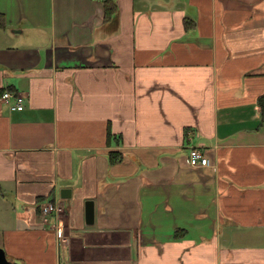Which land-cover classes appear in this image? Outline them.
<instances>
[{
	"label": "crops",
	"instance_id": "crops-1",
	"mask_svg": "<svg viewBox=\"0 0 264 264\" xmlns=\"http://www.w3.org/2000/svg\"><path fill=\"white\" fill-rule=\"evenodd\" d=\"M112 1L104 24L101 0H0V248L264 264V0ZM190 147L210 165L188 167Z\"/></svg>",
	"mask_w": 264,
	"mask_h": 264
},
{
	"label": "built area",
	"instance_id": "built-area-1",
	"mask_svg": "<svg viewBox=\"0 0 264 264\" xmlns=\"http://www.w3.org/2000/svg\"><path fill=\"white\" fill-rule=\"evenodd\" d=\"M1 99L11 111H22L24 108L25 97L20 94L4 91L1 95ZM186 164L190 168H205L210 165V161L201 148L190 147L187 152ZM63 213L64 209L61 203L48 202L41 207V217L48 214H55L57 220L60 221L59 216ZM56 233L59 235V237L63 233L62 226L59 223L56 227Z\"/></svg>",
	"mask_w": 264,
	"mask_h": 264
},
{
	"label": "trees",
	"instance_id": "trees-1",
	"mask_svg": "<svg viewBox=\"0 0 264 264\" xmlns=\"http://www.w3.org/2000/svg\"><path fill=\"white\" fill-rule=\"evenodd\" d=\"M101 3L103 4V10H104V17L103 22L104 24L111 21L114 14L117 12L118 8L112 0H101ZM6 28L4 17L0 15V29ZM111 137V133L107 132V139ZM109 164H114L121 159V154L117 152H111L108 154Z\"/></svg>",
	"mask_w": 264,
	"mask_h": 264
},
{
	"label": "water",
	"instance_id": "water-1",
	"mask_svg": "<svg viewBox=\"0 0 264 264\" xmlns=\"http://www.w3.org/2000/svg\"><path fill=\"white\" fill-rule=\"evenodd\" d=\"M86 210H87L88 219H90L92 221V218H93L92 202H88L86 204ZM0 264H18V263L9 261L5 255L4 251L0 248Z\"/></svg>",
	"mask_w": 264,
	"mask_h": 264
},
{
	"label": "rangeland",
	"instance_id": "rangeland-1",
	"mask_svg": "<svg viewBox=\"0 0 264 264\" xmlns=\"http://www.w3.org/2000/svg\"><path fill=\"white\" fill-rule=\"evenodd\" d=\"M3 43H4V40H3ZM62 231H63V230H62ZM62 235H64V231H63ZM62 235H61V236H62ZM61 236H60V237H61ZM62 237H63V236H62ZM61 239H62V238H61Z\"/></svg>",
	"mask_w": 264,
	"mask_h": 264
}]
</instances>
